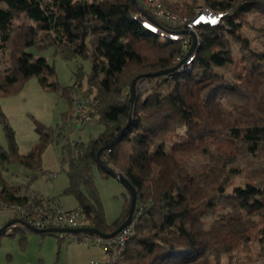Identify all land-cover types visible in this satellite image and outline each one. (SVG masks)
I'll return each mask as SVG.
<instances>
[{"label": "trees", "instance_id": "trees-1", "mask_svg": "<svg viewBox=\"0 0 264 264\" xmlns=\"http://www.w3.org/2000/svg\"><path fill=\"white\" fill-rule=\"evenodd\" d=\"M163 2L181 17L196 6L226 14L217 26L197 28L191 64L152 76L175 67L185 50L142 27L133 18L139 10L133 0H0V96L36 76L43 88L68 99L65 124L76 123L73 95L90 99L102 130L86 143L62 146L64 192L75 197L87 224L104 233L126 219L130 205L127 190L119 216L107 223L94 183L95 170L111 176L97 154L122 131L100 156L137 193L133 233L118 264H264V47L244 33L247 15H264V0ZM48 46L65 59L90 58L84 91L81 70L73 85L61 88L54 66L29 50ZM0 121L8 142L7 149L0 145V167L20 164L32 178L42 173V155L64 126L38 124L35 144L22 154L1 105ZM28 189L0 173V201L7 206L24 204ZM7 227L0 241L18 232L23 248L30 231L18 225L7 233ZM55 234L63 239L39 235ZM254 242L261 243L255 251Z\"/></svg>", "mask_w": 264, "mask_h": 264}, {"label": "rangeland", "instance_id": "rangeland-1", "mask_svg": "<svg viewBox=\"0 0 264 264\" xmlns=\"http://www.w3.org/2000/svg\"><path fill=\"white\" fill-rule=\"evenodd\" d=\"M244 24V33L251 37L252 44L264 47V33L256 30L259 28L264 29V15L253 12L246 16ZM252 28H255V30ZM29 50L35 56H44L48 63L54 66L55 79L61 88L73 85L77 80V71L81 70L83 76L80 80L81 85L79 89L84 91L91 69L90 58L75 56L65 59L58 53H55L53 46ZM82 93L80 92L81 95H83ZM0 105L6 115L7 123L14 133L18 150L22 154L27 153L35 144L38 138L36 131L38 124L52 128L64 126L62 135L55 138L42 155V173L32 178V172L29 169L20 164L12 163L5 167H0L2 177L11 184L22 183L27 185L41 196L54 197L65 208L73 207L77 203L75 197L64 192L68 185V176L67 165L61 162L62 146L68 140L88 142L90 138L99 134L102 130V125L95 117L88 124L82 125V127H77L72 120H69L65 124L64 115L70 109L68 99L61 94L60 90L53 91L43 88L36 76L28 78L17 92L1 95ZM0 145L5 149L8 148L4 124L1 121ZM53 174L55 175L54 177L51 176ZM94 183L104 210L105 219L107 223H111L119 216L128 191L115 177H104L98 170L94 171ZM9 218L10 211L0 208V227ZM15 234H18V232ZM31 235L39 234L31 233ZM42 237L47 239L45 247L48 244V247L52 248L54 244L58 245V243L63 244L65 242V239L59 240L57 234L44 235ZM260 244L254 242L251 244L250 249L255 251L260 248ZM262 244H264V241H262ZM32 245L37 247L38 244L34 243ZM85 247L89 249L90 253L98 254L100 252L102 255L105 253L100 246L86 245ZM9 248L17 249L16 239L12 238V236L4 235L0 241V264H13L16 260L18 256L17 252L13 255L14 260H12L11 255H9ZM241 255L244 256L245 252H241ZM122 258L119 261L123 260Z\"/></svg>", "mask_w": 264, "mask_h": 264}, {"label": "built area", "instance_id": "built-area-1", "mask_svg": "<svg viewBox=\"0 0 264 264\" xmlns=\"http://www.w3.org/2000/svg\"><path fill=\"white\" fill-rule=\"evenodd\" d=\"M141 8L147 12L145 16L138 10L133 18L145 29L156 34L161 41H178L182 44L185 52H182L176 61L181 62L192 45L193 38L189 31L196 30L199 26H217L220 24L225 12H217L207 6H196L194 13L187 16H178L165 7L163 0H140ZM197 35V34H196ZM200 44L197 35L196 45L190 55L182 64L192 63L196 49ZM140 86L145 89L146 84ZM75 122L78 125L89 123L92 118V106L90 99L81 94L72 97ZM54 177L55 175H51ZM24 204H12L10 207L0 201V207L10 211V217L19 218L24 223L33 227L46 229L51 227H83L89 226L82 210L77 206L72 209H64L57 200L43 198L32 189L26 192ZM20 223H13L7 227V233L14 231ZM22 226V225H21ZM134 223H130L116 235L105 238L93 233H82L81 237L72 233H58L60 237H68L81 244L90 243L100 246L105 251V258H95L89 264H118L123 255L126 243L133 233Z\"/></svg>", "mask_w": 264, "mask_h": 264}, {"label": "crops", "instance_id": "crops-1", "mask_svg": "<svg viewBox=\"0 0 264 264\" xmlns=\"http://www.w3.org/2000/svg\"><path fill=\"white\" fill-rule=\"evenodd\" d=\"M75 125L80 127V125L77 123H75ZM77 206L78 204L76 203L73 207H62L65 209H72ZM31 233L25 234V245L23 248H21L18 241L20 238V233H14L12 235V238L16 239L17 249L9 248V255H11L12 260H14L13 255L15 252H17L18 255L13 264H54L55 262L56 264H89L90 260L92 259L106 257L105 253L103 255L100 252L98 254L90 253L89 249L85 247L86 245H94L90 243L81 244L78 241L68 237H63V239H65L63 244H54L52 248L48 247L47 244L45 247V242H47V239L43 238L41 235H31ZM34 243L38 244L37 247L32 245Z\"/></svg>", "mask_w": 264, "mask_h": 264}, {"label": "water", "instance_id": "water-1", "mask_svg": "<svg viewBox=\"0 0 264 264\" xmlns=\"http://www.w3.org/2000/svg\"><path fill=\"white\" fill-rule=\"evenodd\" d=\"M133 2L137 5V7L139 8V10L146 16L147 12L141 8V6L137 3L136 0H133ZM189 33L191 34L192 38H193V42L191 47L189 48L188 52L186 53L185 57L181 60V62H179L175 67L170 68V69H166V70H161V71H157V72H153L150 73L149 75L152 76H159V75H163L165 73H168L172 70H174L175 68H177L180 64H182V62L185 60V58H187L190 53L193 51L195 45H196V39H197V35L194 31H189ZM135 84L136 81L133 80L131 83V87H130V101L133 100L134 96H135ZM122 131H120L117 136L115 137V139L112 141V143H110L109 145L104 146L97 154V160L98 163L104 168V170L111 176L115 177L119 182H121L126 189L129 191L130 193V205L128 208V212H127V217L126 219L112 232L110 233H104L100 230H98L95 227L92 226H83V227H51V228H46V229H41V228H36L33 227L27 223H24L21 219L19 218H12L10 220H8L4 225H2L0 227V231L4 230L7 226L13 224V223H20L22 226L26 227L29 231L34 232V233H72V234H76V233H93V234H97L100 235L102 237L105 238H109L112 237L114 235H116L118 232H120L123 228H125L126 226H128L130 223H132L133 219H134V214H135V204H136V198H137V193L134 189V187L131 185V183L128 181V179L123 176L120 172L115 171L113 168H111L110 166H108L107 164H105L103 162V160L101 159V152L105 149H107L109 146L113 145L118 137L120 136Z\"/></svg>", "mask_w": 264, "mask_h": 264}]
</instances>
